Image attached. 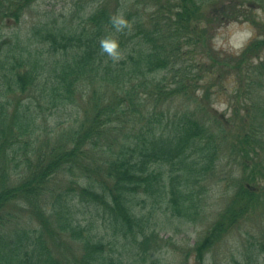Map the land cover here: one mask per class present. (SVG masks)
Masks as SVG:
<instances>
[{"label":"trees","instance_id":"1","mask_svg":"<svg viewBox=\"0 0 264 264\" xmlns=\"http://www.w3.org/2000/svg\"><path fill=\"white\" fill-rule=\"evenodd\" d=\"M35 1L0 0V26ZM244 1L254 0H75L2 37L0 264H125L123 247L145 261L164 244L148 228L153 203L193 221L227 180V202L186 254L200 264L260 210L264 15ZM118 11L123 31L111 22ZM238 19L252 36L220 52L211 31ZM109 36L119 61L101 49ZM230 77L225 116L212 99ZM259 226L235 264H264Z\"/></svg>","mask_w":264,"mask_h":264},{"label":"rangeland","instance_id":"2","mask_svg":"<svg viewBox=\"0 0 264 264\" xmlns=\"http://www.w3.org/2000/svg\"><path fill=\"white\" fill-rule=\"evenodd\" d=\"M74 1L36 0L26 10L25 18H21L17 23L11 20L7 23L3 22L0 26V40L3 36L15 33L23 34L39 18L48 19L62 12L65 14L69 13L70 8L74 9ZM86 1L93 4L90 0ZM248 5H250L255 16L261 17L264 15V0H254L248 4L244 1V7L247 8ZM218 7L219 5L215 6V8ZM215 8H212V10L216 13ZM245 22L238 19L216 25L215 29L211 31V43L220 52H238L248 42L253 32L251 24ZM235 84L232 77H230L224 81L223 86L214 88L218 93L213 95L212 104L217 108L218 112H223L225 116L229 115V111L226 108V98L234 90ZM198 92L200 93V91ZM183 100L187 101L181 96L176 104H180ZM189 104L187 101V105ZM58 119L56 117L54 120L57 121ZM49 122L52 123V120L50 119ZM226 183L227 180H222L211 185L208 195L201 200L203 203L201 210L203 211L193 221H186L183 218L172 216L170 211L164 208V204L153 203L148 216L150 224L148 228L164 243L163 247L151 257H147L145 261L128 254L123 247L125 264H185L186 262L187 264H199L193 254L188 256L186 254L195 241L203 236L205 229L216 218L218 211L227 202L228 193H231V190L228 189V192H226ZM147 211L148 209L145 210V212ZM260 223L264 224V205L254 213L253 217H249L242 223L239 231H231L219 240L205 254L204 260L200 264H235L237 260H242L243 243L249 236L259 237Z\"/></svg>","mask_w":264,"mask_h":264},{"label":"clouds","instance_id":"3","mask_svg":"<svg viewBox=\"0 0 264 264\" xmlns=\"http://www.w3.org/2000/svg\"><path fill=\"white\" fill-rule=\"evenodd\" d=\"M111 22L117 31H123L129 27V20L123 11H118L111 17ZM100 46L103 52L107 53L114 61L122 59L123 54L120 50V44L115 37H105L100 41Z\"/></svg>","mask_w":264,"mask_h":264}]
</instances>
